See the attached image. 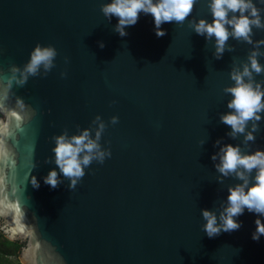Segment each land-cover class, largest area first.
Here are the masks:
<instances>
[{
  "label": "water",
  "instance_id": "obj_1",
  "mask_svg": "<svg viewBox=\"0 0 264 264\" xmlns=\"http://www.w3.org/2000/svg\"><path fill=\"white\" fill-rule=\"evenodd\" d=\"M110 2L0 0V233L23 245L21 264H264V236L252 239L264 217L245 209L239 230L214 238L202 230V210L218 212L228 187L241 182H218L213 154L224 144L264 150V120L245 145L220 119L230 111V73L254 45L230 37L235 50L216 59L215 38L188 26L193 18L212 22L209 0H197L183 24H162L163 37L143 12L121 37L118 18L101 12ZM253 31L254 41L264 39V30ZM37 44L57 49L56 66L10 85V68H23ZM97 115L111 157L86 168L75 190L62 174L57 188L45 184L59 172L51 137L94 127Z\"/></svg>",
  "mask_w": 264,
  "mask_h": 264
},
{
  "label": "clouds",
  "instance_id": "obj_2",
  "mask_svg": "<svg viewBox=\"0 0 264 264\" xmlns=\"http://www.w3.org/2000/svg\"><path fill=\"white\" fill-rule=\"evenodd\" d=\"M196 2L197 0H111L110 3L101 5V12L109 22L114 16L118 18L114 31L121 37L128 35L126 28L138 22L141 12L151 14L154 17L157 37H163L166 31L161 25L173 21L183 24L192 14ZM208 7L213 17L211 23L203 18L197 22L193 18L188 26L198 35L206 36L208 41L215 38L213 55L216 59H221L226 50L229 52L235 50L227 43L230 37L254 45L242 68L234 66L230 73L231 80L235 83L224 89L225 94L232 97L227 104L230 111L220 117L222 123L231 127L228 136L237 139L243 135L245 145L249 142L254 143L255 134L260 130L259 122L264 120L262 115L264 81L258 82L255 79L256 75L264 73V65L259 61V57L264 55L260 50L264 45V39L254 41L253 29L264 30V16L261 15L264 9L257 7L254 0H209ZM99 46L103 48L105 45L101 42ZM57 55L58 51L54 46L37 44L31 52L30 60L23 68L16 65L10 68L9 84L23 86L30 77L47 76L56 66ZM65 62H68V58H65ZM61 76L66 77L67 73H61ZM118 122V116L111 117L113 125ZM92 125L94 127L81 129L78 134L69 135L65 129L63 134L51 137L55 142L52 149L55 154L54 163L58 166L59 172L55 168L52 169L44 177L45 184L53 189L57 188L62 183L60 179L62 174L70 181L69 189L75 190L85 176L86 168L94 161L103 164L106 158L111 157V150L101 144L107 124L97 115ZM205 142L201 141V145ZM216 145H221V141L217 140ZM211 159L214 162L218 161L215 163V168L220 174L217 177L218 182L223 183L224 178L228 177L241 181L228 187L229 195L227 200L220 204L218 212L202 210V217L206 221L202 225V230L209 238H214L222 232L239 230L242 223L237 218L244 214L245 209L257 214L258 217H264V150L257 149L249 154L242 151L240 145L224 144ZM51 162L52 157L45 161ZM36 166L33 164V167ZM31 183L35 188L40 187V182L35 176L32 177ZM255 224L256 230L252 234V239L259 241L261 236H264V220L257 218Z\"/></svg>",
  "mask_w": 264,
  "mask_h": 264
},
{
  "label": "trees",
  "instance_id": "obj_3",
  "mask_svg": "<svg viewBox=\"0 0 264 264\" xmlns=\"http://www.w3.org/2000/svg\"><path fill=\"white\" fill-rule=\"evenodd\" d=\"M23 247L19 242H12L8 239H4V241L0 244V264H13L8 263L7 258L11 255L19 256V252ZM5 259V260H4ZM15 264H21L19 261Z\"/></svg>",
  "mask_w": 264,
  "mask_h": 264
},
{
  "label": "rangeland",
  "instance_id": "obj_4",
  "mask_svg": "<svg viewBox=\"0 0 264 264\" xmlns=\"http://www.w3.org/2000/svg\"><path fill=\"white\" fill-rule=\"evenodd\" d=\"M4 239H7V238L3 234L0 233V244L4 241ZM7 260H8L7 261L8 263H13V264L17 263L18 261L20 262L19 256L17 255L8 256Z\"/></svg>",
  "mask_w": 264,
  "mask_h": 264
}]
</instances>
